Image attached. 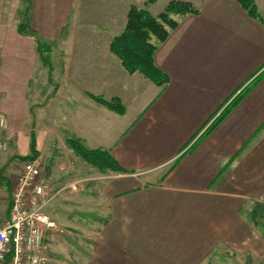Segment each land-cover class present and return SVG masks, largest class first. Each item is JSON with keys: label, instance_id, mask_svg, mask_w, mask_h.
Instances as JSON below:
<instances>
[{"label": "crops", "instance_id": "obj_1", "mask_svg": "<svg viewBox=\"0 0 264 264\" xmlns=\"http://www.w3.org/2000/svg\"><path fill=\"white\" fill-rule=\"evenodd\" d=\"M148 1L32 0L31 28L49 45L44 65L34 37L18 31L25 4L0 0V139L16 146L38 132L41 144L68 146L73 137L124 170L96 178L100 221L82 264L264 259V236L240 215L264 199V0H254L261 21L234 0ZM172 1L198 13L177 17L163 43L153 38L169 78L158 87L129 74L110 44L132 6L156 17ZM91 95L119 99L125 114ZM15 154L0 155L8 171Z\"/></svg>", "mask_w": 264, "mask_h": 264}, {"label": "rangeland", "instance_id": "obj_2", "mask_svg": "<svg viewBox=\"0 0 264 264\" xmlns=\"http://www.w3.org/2000/svg\"><path fill=\"white\" fill-rule=\"evenodd\" d=\"M36 133L37 149L43 163L44 178L55 190L89 179V181L85 180L83 184V192L79 191L82 184L72 185V188H67L62 192V195L60 194L61 196L45 210L48 215L58 220L55 219L63 230L62 233L50 236L48 240V264H82L83 258L87 255L86 251L92 242L91 225L100 221L96 206L100 202V190L103 183L102 180L96 178H102L103 176L99 175L100 172L96 169L86 166L67 145L63 143L46 144L45 142L41 144L42 138L38 135V132ZM30 139L31 137L28 136L27 142L21 141L16 146H12L7 142L8 148L6 151L15 152V156H20V158L30 155ZM0 158V176L5 171L9 179L15 178L22 163L20 158H13L10 161L13 163L10 171L4 165L5 156ZM7 177H5L6 180ZM0 190L3 206L5 207L8 195L4 184L0 183ZM79 194L81 196L77 198ZM260 203V206L254 208L252 212L243 210L240 215H246L247 219L254 224L255 231L264 236V199ZM217 260L218 258L210 257L206 264H264V259L256 258L254 261L251 260V257L237 256L235 259L221 257L219 259L220 263H217Z\"/></svg>", "mask_w": 264, "mask_h": 264}, {"label": "trees", "instance_id": "obj_3", "mask_svg": "<svg viewBox=\"0 0 264 264\" xmlns=\"http://www.w3.org/2000/svg\"><path fill=\"white\" fill-rule=\"evenodd\" d=\"M155 1L156 0H149L148 3L152 4ZM234 1H236L251 18L261 21V17L258 13L254 0ZM22 2L25 4V7L22 12L23 19L18 26V31L23 35H30L34 37L37 43L40 58L44 62V65H47L49 64V59L46 51L49 45L41 41L35 31L31 28L29 21L32 0H22ZM197 13L198 10L192 5L180 1L170 2L165 7L163 12L156 17L150 14L146 8L132 6L128 13L126 27L121 34L116 35L113 38L110 44V51L120 59L122 66L129 74L133 75L135 73H140L156 86L165 87L169 82V78L155 65L154 56L157 50V44H154L152 40L155 38L157 43H163L167 39L170 30L175 29L178 26L177 17ZM258 81L259 77L254 80L253 84L249 88L255 85ZM246 93L247 91L238 94L230 108L235 106ZM91 97L97 103L104 105L119 115H124L126 112L125 107L119 99L106 101L100 96L91 95ZM227 111L228 110L226 109L224 114ZM218 121L219 119L209 128L208 131H211L216 126ZM66 141L76 156H78L88 166L96 169L98 172L105 174L107 172L124 171L112 158L108 151L101 149H88L81 140L73 137H68ZM30 150V155L20 158L21 162L35 159L39 156L37 142L34 136L31 137ZM10 192V188H8L9 196ZM5 207L7 213L10 203L7 202Z\"/></svg>", "mask_w": 264, "mask_h": 264}, {"label": "built area", "instance_id": "obj_4", "mask_svg": "<svg viewBox=\"0 0 264 264\" xmlns=\"http://www.w3.org/2000/svg\"><path fill=\"white\" fill-rule=\"evenodd\" d=\"M7 148V141L0 139V155ZM10 181L7 213L0 190V264H48V238L63 230L45 210L67 188L81 182L55 190L44 178L40 156L23 161Z\"/></svg>", "mask_w": 264, "mask_h": 264}]
</instances>
